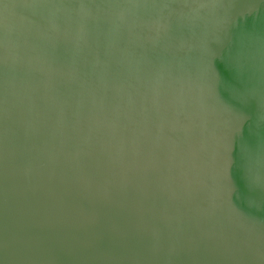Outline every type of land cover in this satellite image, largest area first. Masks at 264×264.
<instances>
[{
  "label": "water",
  "instance_id": "1",
  "mask_svg": "<svg viewBox=\"0 0 264 264\" xmlns=\"http://www.w3.org/2000/svg\"><path fill=\"white\" fill-rule=\"evenodd\" d=\"M0 264H264V0H0Z\"/></svg>",
  "mask_w": 264,
  "mask_h": 264
}]
</instances>
